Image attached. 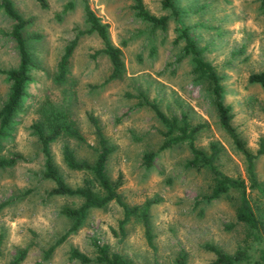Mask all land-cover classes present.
<instances>
[{
  "label": "rangeland",
  "instance_id": "1",
  "mask_svg": "<svg viewBox=\"0 0 264 264\" xmlns=\"http://www.w3.org/2000/svg\"><path fill=\"white\" fill-rule=\"evenodd\" d=\"M17 13L29 18L22 34H37L26 41L33 66L22 109L11 129L0 137V159L14 163L0 168V264H80L68 259L69 248L88 257L95 254L89 239L107 244L129 264H175L179 253L184 264H211L210 244L231 254L247 246L253 264L257 244L249 241L247 229L237 223L234 209L238 194L230 190L206 200L212 178L205 167H186L190 153L184 143L161 147L165 128L150 104L166 117L183 115L190 126H199L194 136L197 148L209 153L218 149L214 166L224 175L248 179L242 156L219 127L206 82L191 73L189 55L182 51L177 35L184 27L211 63L222 87V102L229 106L238 139L255 153L264 139V90L249 82L252 73L264 72V16L259 0H171L178 14L161 7V0H140L148 13L166 15L162 28L153 27L135 15L134 0H88L100 22L106 25L110 43L120 50L122 70L107 80L110 62L100 40L88 29L79 0H9ZM70 3L71 6H65ZM12 21L0 7V70L12 68L17 55L8 32ZM74 40L62 83L55 80L56 64L63 48ZM8 83L0 74V105ZM58 113L75 127L92 149L59 136L49 144V153L59 176L71 188L88 185L100 192L87 170H71L61 157L67 146L76 160L91 165L96 138L87 116H92L111 148L105 173L117 183L120 202L130 212L121 224L122 207L109 202L87 209L84 219L73 221L60 213L62 207H78L77 196L49 194L53 182L43 177L42 155L31 125ZM152 153L149 167L142 155ZM257 188H246L255 212L264 208V154L253 160ZM148 203V244L139 209ZM65 234L64 238L56 243ZM249 246V248H248ZM20 254H22L20 256Z\"/></svg>",
  "mask_w": 264,
  "mask_h": 264
},
{
  "label": "trees",
  "instance_id": "2",
  "mask_svg": "<svg viewBox=\"0 0 264 264\" xmlns=\"http://www.w3.org/2000/svg\"><path fill=\"white\" fill-rule=\"evenodd\" d=\"M41 7H44L43 0H34ZM82 5V14L85 24L88 29L86 32L94 33L100 40L102 47L95 51V54H104L110 62V72L106 78L107 80L116 78L120 75L122 70V62L120 58V50L118 47L113 46L107 36L106 25L101 23L99 18L95 15L94 11L89 7L88 0H79ZM133 9L135 15L142 21L149 23L153 27L162 28L167 20L166 15L155 16L147 12L141 4L140 0H134ZM68 3L65 7H70ZM0 7L4 14L11 19L12 24L7 35L14 46L17 63L14 67L7 70H0V74L5 76L8 83L6 98L0 105V137H4L11 129L14 117L22 109V100L25 97V90L27 84L30 82L31 77L29 69L33 66L31 57L26 49V41L36 39L37 34H29L24 36L22 29L29 23V18L21 17L14 9L9 0H0ZM161 7L170 11L172 16L178 14L174 8L171 0H161ZM259 13L264 16V0L258 1ZM188 27H184L177 35V39L183 42L182 51L184 55H189L191 63V73L197 78L206 82L209 93L210 101L215 110L217 123L219 127L226 133L230 139L234 149L242 156L245 164V173L248 179V185L241 178H232L222 174L215 166L214 159L217 156L218 149L214 145H210L209 153L197 148L194 144V136L198 131L199 126H190L185 117L181 115L179 118L170 117L166 118L154 104H150L156 117L164 125L165 140L161 147H168L176 143H184L190 153V158L185 162L186 167H205L208 169L211 178L212 186L210 192L205 196L206 200L215 199L230 190L236 191L238 194L237 204L234 209V218L237 223L244 225L247 229L249 241L251 243H261L264 241V208L261 212H255L250 204L248 192L246 188H257L256 180L253 173V160L258 155L264 154V139L258 143V148L255 153H250L246 150L238 139L233 127L231 126L230 108L222 102V87L219 83V76L216 73L214 66L205 61L201 57V52L196 48L194 40L188 33ZM264 33V30H263ZM74 40L63 48V51L56 64L55 80L58 83L64 81L67 72V62L74 46ZM248 81L260 85L264 90V72L252 73L248 76ZM87 119L91 124L94 135L96 138L95 158L91 165L85 160H76L73 152L67 147L63 146L61 149V157L67 168L71 170H87L90 173L91 181L95 183L100 192H95L88 185V182L83 186L71 188L65 184L59 176L55 165L53 164L51 155L49 153V144L55 141L59 136H65L76 140L86 148L92 149L80 132L73 126L65 123L61 115L58 113L46 117L42 123L32 124L31 128L37 136L40 153L42 155V169L43 177L53 182V187L49 190V194L77 196L81 199V204L78 207H62L60 213L73 221L72 228L76 227L84 219L87 209L94 207H102L109 202L118 203L123 210V218L118 222V230L121 239L123 231L121 224L127 215L136 210V208L127 209L119 200L117 193V183L108 179L105 173V164L111 148L106 144V139L101 132L96 120L88 115ZM153 154L144 153L142 155L145 167H149ZM14 158L0 159V168L8 167L14 163ZM5 203H0V209ZM148 203L143 205L139 210V217L141 218L143 226V234L147 241L150 243V234L147 222V209ZM63 234L56 243H59L64 238ZM90 245L94 248V256L88 257L83 252L76 248H69L68 259L76 260L80 264H129L124 261L120 254L111 252L107 244L99 242L96 238L89 239ZM204 248L209 251L213 258L211 264H242L249 263L252 259V254L248 253L247 246L238 248L233 253L228 254L213 245L206 244ZM249 248V246H248ZM22 254H20L21 256ZM185 255L179 253L175 258V264H184ZM253 264H264V247L257 250L256 258L252 260Z\"/></svg>",
  "mask_w": 264,
  "mask_h": 264
}]
</instances>
